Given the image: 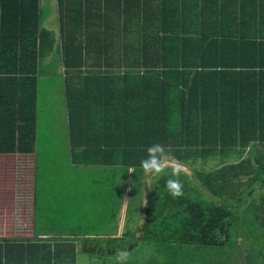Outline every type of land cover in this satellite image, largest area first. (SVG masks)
Here are the masks:
<instances>
[{"label": "trees", "instance_id": "trees-1", "mask_svg": "<svg viewBox=\"0 0 264 264\" xmlns=\"http://www.w3.org/2000/svg\"><path fill=\"white\" fill-rule=\"evenodd\" d=\"M246 1L232 8L216 0V18L200 34L184 26L186 0H56L57 36L40 0H0V154L37 153L38 71L49 58L53 68L60 61L68 136L80 150L72 160L104 185L90 195L116 220L113 229L63 227L54 216L70 229L66 237L42 229L0 237V264L136 249L146 264H216L242 253L238 235L251 233L262 236L264 252V206L255 196L264 186V0ZM87 106L104 109L108 127H78ZM92 135L103 144L88 143ZM157 143L185 162L180 198L168 193L167 176L147 180L141 168ZM211 159L213 169L196 168Z\"/></svg>", "mask_w": 264, "mask_h": 264}, {"label": "rangeland", "instance_id": "rangeland-1", "mask_svg": "<svg viewBox=\"0 0 264 264\" xmlns=\"http://www.w3.org/2000/svg\"><path fill=\"white\" fill-rule=\"evenodd\" d=\"M40 8V16L44 22V25L49 28H53L57 36H59V25L58 22H56V0H40ZM49 60L50 58L45 62L43 61L40 67H44V69L39 70L37 75V105L38 110L41 112H39L38 115L39 128H37V153H35V164L38 168V174L35 181L33 178L35 184L34 186L40 188V193L44 196V200L45 188H48V186L66 189V193L70 195L68 198L69 203L64 209H59L61 217H64L62 221L63 227L73 226L75 224L77 227H87L89 224H91L92 228H112V215L107 214L106 211L102 209L101 202H99L102 200L98 201V199L93 194L90 195L92 191H104V185L97 184L96 186V183H94L91 179H87L90 178V176L87 175L88 172H90L88 167L83 165L71 166V163L73 162L71 155L73 148L70 142V137L68 136V128L65 126L63 127V120H61V111L65 110L63 104L65 103L64 99L66 97L65 84L61 79V71H63V68L61 67L62 65L60 64V61L56 63L57 67L53 68L48 62ZM54 69L56 71H53ZM52 112H54V114L58 117V123L62 127H50L47 118L50 119ZM168 154L170 157L176 159L173 152ZM22 159H25V162L23 163L20 161L21 159H19L17 164L14 163L13 168L8 167V161L7 164L3 163V169L0 167V173L3 175L11 173H14L13 175L20 174L22 176L21 180H23L21 181V186L28 190L33 188L32 182H30L33 175V165L31 164L32 158L29 159L27 156ZM216 162L217 161L214 159L208 160L206 163L203 161H198L196 168L198 170L213 169L211 165L212 163ZM181 163L184 164L185 162ZM188 171L189 169L186 170V172ZM91 174L92 173L90 172V175ZM99 174H101V172H99ZM123 177L125 178V175H123ZM123 177L121 174H119L118 180L121 179V181H123ZM147 177V180H149L150 176L147 175ZM2 187L3 183H0V189H2ZM202 189L204 190L203 186ZM255 196L256 201L261 206H264V186H259ZM111 199L113 198L111 197ZM110 207L112 208L113 205L110 204ZM2 209L3 208H0V210ZM43 210L44 209H42V212L44 214L45 210ZM45 212L49 217L57 216L59 213L50 211ZM123 214L124 212L121 213V215ZM239 215L244 216L245 213L239 212ZM242 220L243 219H240L241 222ZM21 225L23 224L20 222V226ZM19 230L20 231H17L16 233L14 232L17 236H31L29 229L20 227ZM53 231L58 234L62 232V230ZM3 232L4 230L0 229V235H2ZM140 253L141 249L134 250L130 255L128 264H132L133 261L137 262V260H139L138 264H141V262L143 263ZM151 254V250H146L144 253H142V256L144 255L146 258H151ZM207 262L208 264H211L209 260ZM79 264H116V261L114 259L109 260L108 258H103L101 256H93L89 258L85 255H81L79 256Z\"/></svg>", "mask_w": 264, "mask_h": 264}, {"label": "crops", "instance_id": "crops-1", "mask_svg": "<svg viewBox=\"0 0 264 264\" xmlns=\"http://www.w3.org/2000/svg\"><path fill=\"white\" fill-rule=\"evenodd\" d=\"M188 3L185 11V21L184 26L185 28L194 27L193 29L197 30L201 34V30L207 31V29H210V26H212V23H208V21H211L212 19L216 18L217 9L216 6L213 4L216 2V0H186ZM225 2H230L231 4L229 6H232V8L239 6L238 3L244 2L245 0H223ZM251 0H247L246 2H250ZM219 11L220 6L218 5ZM201 11V12H198ZM197 35V34H193ZM64 105V104H63ZM65 110L61 111V120H63V127H69L67 125V113L68 108L64 107ZM106 108V107H105ZM83 114H85L84 119H86L85 123L78 124V127H108V119L105 118V110H99V109H93L87 106L85 108V111H83ZM54 116V117H52ZM49 119V118H48ZM79 120V119H78ZM52 128H58L62 127L58 123V117L52 112V115L49 119ZM113 121L111 116H109V127H112ZM101 131V129H99ZM108 143L111 142V137H106ZM101 141H104V138L99 136H91V139H89L88 143H92L91 145L99 146ZM105 147V146H101ZM75 153L79 154L80 150H77L79 148H74ZM73 149V150H74ZM32 158V165H33V171H32V177L30 182H32L33 188L30 189H24L21 184L23 180H21V175L11 173V174H5L3 175L0 173V183H3L2 189H0V208H3L0 210V229L4 230L3 234L0 235V237H9V238H15V237H22L17 236L15 233L17 231H20L19 228H27L29 229V232H31V236L35 234L36 229H42V233H49L48 236H53L58 233H54L53 230H56L58 226H55L56 224H53L51 219L52 217H49L46 215V207L47 206H58L59 209H63V207H66L69 203V197L70 195L66 193L65 188H53L52 186H48V188H45V200L44 196L40 193V188L35 187L34 181L37 178L38 174V168L35 164V153H11V154H0V167L3 169V163L7 164V161L9 162L8 167L13 168L14 163L17 164L18 160L21 159V162H25V159H22L24 157ZM71 166H75V163L77 165H82L83 162L79 160L77 162L75 159L72 160ZM84 164V163H83ZM16 167V165H15ZM35 167V169H34ZM37 168V169H36ZM7 170V169H5ZM17 173V172H15ZM13 175V176H12ZM34 178V181H33ZM128 189V186H127ZM21 198V202H20ZM37 198V199H36ZM36 200L38 202V207H36ZM44 200V201H43ZM42 209H44V214L42 212ZM114 211V209L112 208ZM111 210V211H112ZM125 210V203L123 204L121 211L124 212ZM50 212H55L54 210H49ZM121 212V213H122ZM113 213V212H112ZM60 215L59 217V223H62V220L64 217H61L60 212L58 213ZM122 219L124 218V214L121 215ZM120 218V222L122 224L123 220ZM112 227L115 226L116 220L115 216H112ZM20 222L23 224L20 226ZM40 223V224H39ZM42 223V224H41ZM73 227V226H71ZM60 225L58 227L60 229ZM77 227H74L72 229H75ZM92 228V226H91ZM113 229V228H112ZM45 230H50V232H45ZM67 230V228L65 229ZM70 230V229H69ZM62 231V236L64 235L66 237L67 232L69 231ZM253 230V229H252ZM15 232V233H14ZM41 232V231H40ZM7 233V234H6ZM245 233V232H244ZM45 235V234H42ZM262 236L258 234H239L238 235V243L240 245V248L243 250L242 253H233L228 256H224L221 258L216 264H264V252H260V240ZM77 245V243H75ZM117 254V253H116ZM116 254H105V255H98L93 254L90 256H87L89 258L93 256H101L103 258H108L109 260H115ZM79 256L81 255H75L73 259H71L70 255L62 256L58 260H64V262H56L55 264H79ZM166 256L164 254L157 255V261L161 262ZM175 257V256H172ZM201 260L200 264H208V260L204 259H196ZM210 261V260H209ZM211 262V261H210ZM261 262V263H260ZM263 262V263H262ZM168 264H184L183 262L179 260H173L170 262H167ZM132 264H135V261H133ZM146 264V263H141ZM166 264V263H164ZM213 264V263H211ZM215 264V263H214Z\"/></svg>", "mask_w": 264, "mask_h": 264}, {"label": "clouds", "instance_id": "clouds-1", "mask_svg": "<svg viewBox=\"0 0 264 264\" xmlns=\"http://www.w3.org/2000/svg\"><path fill=\"white\" fill-rule=\"evenodd\" d=\"M146 157L141 160V168L145 175L156 179L167 176L165 186L168 193L174 198L184 195V184L180 180L181 174L185 173V168L181 162L170 157L165 146L153 144L146 149ZM128 172H136L134 167H130ZM149 189H151L149 187ZM145 205L147 201L145 200ZM131 253L128 250H119L116 254V264H128Z\"/></svg>", "mask_w": 264, "mask_h": 264}]
</instances>
